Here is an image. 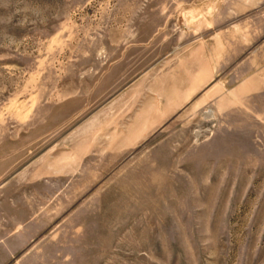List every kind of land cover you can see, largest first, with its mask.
<instances>
[{
    "label": "rangeland",
    "instance_id": "obj_1",
    "mask_svg": "<svg viewBox=\"0 0 264 264\" xmlns=\"http://www.w3.org/2000/svg\"><path fill=\"white\" fill-rule=\"evenodd\" d=\"M0 264H264V0H0Z\"/></svg>",
    "mask_w": 264,
    "mask_h": 264
}]
</instances>
